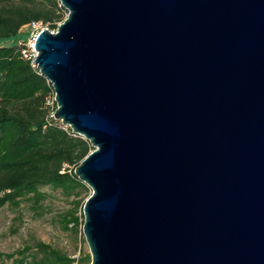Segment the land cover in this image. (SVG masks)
Returning a JSON list of instances; mask_svg holds the SVG:
<instances>
[{"label": "water", "instance_id": "obj_1", "mask_svg": "<svg viewBox=\"0 0 264 264\" xmlns=\"http://www.w3.org/2000/svg\"><path fill=\"white\" fill-rule=\"evenodd\" d=\"M33 59L90 264H264V0H59Z\"/></svg>", "mask_w": 264, "mask_h": 264}, {"label": "trees", "instance_id": "obj_2", "mask_svg": "<svg viewBox=\"0 0 264 264\" xmlns=\"http://www.w3.org/2000/svg\"><path fill=\"white\" fill-rule=\"evenodd\" d=\"M66 13L59 0H0V210L23 201L37 209L47 196L43 188L60 190L74 198L62 226L78 229L83 243L82 205L89 193L80 197L88 187L74 168L93 146L54 117L52 85L22 53L24 26L41 22L55 30ZM0 258L13 264H90L89 251L70 257L39 240L0 251Z\"/></svg>", "mask_w": 264, "mask_h": 264}, {"label": "rangeland", "instance_id": "obj_3", "mask_svg": "<svg viewBox=\"0 0 264 264\" xmlns=\"http://www.w3.org/2000/svg\"><path fill=\"white\" fill-rule=\"evenodd\" d=\"M27 29L24 26L22 31L26 32ZM43 189L47 196L37 209L30 207L27 201H23L18 208L8 205L1 208L0 251L10 252L38 240L50 244L70 257L76 258L82 250L88 251L86 242H80L78 229L74 232L62 226L63 216L73 207V196H67L60 190L50 187ZM90 192L91 189L88 187L80 197H85ZM77 214H80V208L77 209ZM0 264L13 263L0 258Z\"/></svg>", "mask_w": 264, "mask_h": 264}, {"label": "built area", "instance_id": "obj_4", "mask_svg": "<svg viewBox=\"0 0 264 264\" xmlns=\"http://www.w3.org/2000/svg\"><path fill=\"white\" fill-rule=\"evenodd\" d=\"M27 28L28 29L26 31V37L24 39V46L25 47L23 48L22 53L26 58L31 59L33 65H36L33 61V59L36 56V51H35V46H34L35 45V39H36V36L39 33V31H41L42 29H45V28L48 29V28L45 27L41 22H31L27 26ZM50 31L54 32L55 30H50ZM64 125H66V124H64Z\"/></svg>", "mask_w": 264, "mask_h": 264}]
</instances>
